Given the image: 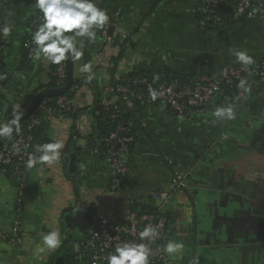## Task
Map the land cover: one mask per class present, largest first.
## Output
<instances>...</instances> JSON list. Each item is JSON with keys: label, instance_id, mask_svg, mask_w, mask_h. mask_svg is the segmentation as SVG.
Instances as JSON below:
<instances>
[{"label": "crops", "instance_id": "1", "mask_svg": "<svg viewBox=\"0 0 264 264\" xmlns=\"http://www.w3.org/2000/svg\"><path fill=\"white\" fill-rule=\"evenodd\" d=\"M237 0H220L230 14ZM109 21L119 18L117 40L106 47L96 31L95 42L85 43L79 61L63 62L72 116L43 118L48 142L62 141L60 158L52 165H37L22 185L0 171V232L14 238L0 241V264H53L70 255L80 240L66 239L63 217L82 209L112 221H122L128 202L150 206L148 194L170 189L172 172L189 174L185 191L164 205L169 225L156 264H264V82L246 79L251 92L238 84L215 96L202 113L189 108L176 115L168 108L141 104L131 110L134 144L126 159L127 173L120 194L109 191L108 168L93 156L89 142L97 136L93 111L105 102L103 89L136 73H168L198 83L203 73L217 74L235 63L230 49L246 50L264 65V25L254 20L224 23L202 29L196 22L199 0H95ZM35 0H0V25H13L0 43V123L11 121L17 105L24 118L48 89L55 65L25 56L24 43L38 19ZM112 32V29H109ZM71 35L72 33H67ZM78 40L80 38H77ZM79 46V45H78ZM68 55V54H66ZM91 62L95 78L89 83L81 65ZM231 91V92H230ZM232 104L234 120L216 119L212 113ZM11 138L0 137V149ZM76 172H69L71 157ZM22 204V235L13 237L16 203ZM154 206V204H153ZM99 209V210H97ZM95 216V215H94ZM59 229L61 246L37 252L41 233ZM84 235V234H83ZM169 241L183 242L181 252L169 256ZM64 259V258H63ZM58 263V262H57ZM60 264V263H58Z\"/></svg>", "mask_w": 264, "mask_h": 264}, {"label": "built area", "instance_id": "2", "mask_svg": "<svg viewBox=\"0 0 264 264\" xmlns=\"http://www.w3.org/2000/svg\"><path fill=\"white\" fill-rule=\"evenodd\" d=\"M199 13L205 14L203 21L198 25L200 28H207L208 24L220 27L224 24L222 14L225 15L229 22H238L240 20H254L264 25V0H237L234 9L230 14H225L222 9L220 0H199ZM39 19V15L37 17ZM2 26V25H0ZM119 27L118 16L109 21L101 31V36L106 47L114 45L117 40V29ZM112 29V32H109ZM36 27H34V31ZM6 37L0 36V43ZM24 49L29 54L34 53L35 46L31 40L24 43ZM54 76L57 78L58 84H62L65 80V70L63 63L55 65ZM258 79L264 82V65L255 67H224L217 74L203 73L198 78V83H183L178 85L176 82L163 83L157 88H153L151 83L146 79L134 81V85L143 89V92L135 93L131 90L129 84L130 79H121L120 85L114 86L110 84L103 89L105 102L101 107L105 109L112 108L113 111L118 109L119 105H123L127 110L131 111L135 106V102L146 105H155L157 107H169L172 113L181 115L186 109H193L196 113H202L212 99L223 93L222 87L226 90L231 89L234 85L239 84L240 80L245 77ZM149 87L156 89L161 93L156 101H152L149 96ZM70 91H73L72 89ZM121 103V104H120ZM45 101L40 103L39 109L45 116H51L54 111L46 109ZM57 107L62 110L72 108L71 101L66 96H59L56 99ZM113 113L111 118H115ZM41 121L32 115L29 116V124L27 130L40 126ZM126 129L122 125H118L115 132L110 134L105 140L108 148V154L102 158L105 166L108 168L109 186L108 189L112 193L120 194L123 179L127 173L126 159L130 154L129 144L133 141L131 137L124 136ZM32 138L29 135L19 134L9 144L0 149V165L11 167V178L17 179L22 185L28 174L33 169H26L25 162L31 154ZM93 156L99 157L97 151H92ZM189 179L188 173L172 172L170 177V189L167 191H155L148 194L149 200L154 204L146 207H140L133 201L128 202L127 210L123 215L122 221H112L106 217L94 214V224L85 230L84 237L72 247L69 257L76 264H107V256L114 252L117 245L123 243H145L148 244L152 252L149 256L150 264H156L152 258V253L160 254L167 226L169 225L168 216L163 212L164 205L171 202L178 192L186 190ZM84 205L76 201L72 209H82ZM16 219L11 227L13 237L22 235V204L17 201ZM152 226L159 233L153 240H140L139 233L145 227ZM0 241L12 243L14 238L0 232ZM160 256V255H159Z\"/></svg>", "mask_w": 264, "mask_h": 264}, {"label": "clouds", "instance_id": "3", "mask_svg": "<svg viewBox=\"0 0 264 264\" xmlns=\"http://www.w3.org/2000/svg\"><path fill=\"white\" fill-rule=\"evenodd\" d=\"M32 7L39 15V24L31 34V42L35 46L32 58L37 61L43 58L51 65H60L69 57L79 61L83 56L81 48L85 39L90 43L95 42L96 31L94 29H103L109 23V15L106 10L98 7L95 0H35ZM12 28L11 22L0 26V36L8 37ZM67 33L72 34L68 35ZM229 51L235 58L234 62L245 66L246 69L255 63L246 50L230 49ZM80 71L87 74L85 79L89 83L95 78L91 62L81 65ZM4 78L0 76V80ZM158 79V76L154 77V80ZM237 87L242 89L244 94L251 92L246 79L242 78ZM160 95L161 93L156 89L149 87V96L153 102ZM22 115L23 113L19 111V105H17L11 121L0 123V137L11 138L14 130L19 132V121ZM212 115L216 118L213 123L236 118L233 105L230 103L223 107L218 106ZM63 147L62 141L37 145L36 152L39 155L30 154L28 156L25 162L26 169H33L37 165L54 164L59 160ZM158 235L159 233L154 227L148 226L139 233V239L151 241ZM40 236L41 244L37 247L38 253L51 252L61 246L62 237L59 229L41 233ZM183 247V242L169 241L165 245L164 251L169 256H173L181 252ZM151 252L148 244L126 242L117 245L114 252L107 256V264H150ZM192 264H199V258H194Z\"/></svg>", "mask_w": 264, "mask_h": 264}, {"label": "trees", "instance_id": "4", "mask_svg": "<svg viewBox=\"0 0 264 264\" xmlns=\"http://www.w3.org/2000/svg\"><path fill=\"white\" fill-rule=\"evenodd\" d=\"M204 17H205V14H203L201 12L198 13L196 16V22L199 24L201 21H203ZM222 21L224 23H230L224 14H222ZM38 24H39V19H36L35 21H33L31 33L27 37L26 41L31 40V34L34 32V27H37ZM216 28H217L216 26H214L212 24H208L206 30L216 29ZM97 31H98V34L101 35L102 29H97ZM2 48H3V46L0 45V66H1V54L3 51ZM24 53H25L26 58H27V56L29 57L30 55H32V54H29L27 52V50H25V49H24ZM54 69H55V66H54ZM156 76L159 77L158 80H154L155 76H152L149 74H145V73H141V72L136 73L130 78L129 86H130L131 90H133L135 93H140V92H143V89L140 88V90H139L138 86L134 85V83H133L134 81L139 80V79L148 80L151 83L153 88H157L161 84L169 83V82H176L178 85H181L183 83L193 84L191 80L180 79L179 77L172 76L168 73H165L163 75H156ZM120 81H121V79L114 82L113 85L114 86L120 85L122 83ZM47 88L52 90L53 93L49 94V95H45V96L41 97L40 99H38V101L35 103L34 107H32L31 112L28 113L27 116L24 118V121H23V123L19 129V132H15L13 138L11 139V141H12L19 134L29 135L32 138L31 147H30L31 154L37 155V156L39 155V153L36 152V146L40 145V144L49 143L46 140V138L44 137V134L42 131L43 118L52 117V116L69 117V116H72L74 113L73 108H70L69 110H65V111L60 110L56 105V99L59 96H66L68 98V100H71V98H72V96L76 90V87H74V88H73V86L66 87L65 80L62 84H58L57 78L54 76V70H53V73H52L51 79H50V83L47 86ZM71 89L73 91H70ZM222 90H223V92L228 93L224 87H222ZM44 101H45V104H44L45 108L49 109L51 111H54V114H52L51 116H45L41 112V110L39 109L40 103H42ZM141 104L142 103H140V102H135L136 107H139ZM154 106H157V104H155ZM113 113L116 115L115 118H111V115ZM93 114H94L96 129H97V136L94 139L90 140L89 146H88L89 150L97 151V153L99 154L101 159L105 158L108 154V148L106 146L105 140L108 139L110 134L115 132L117 126L120 124L126 129V133L133 140L129 144V151L131 152L132 146L134 144L133 128L131 127V125H132L131 123H133V117L131 115V111L127 110V108L124 107L123 105H119L118 109L115 111H113L112 108H110L108 110L103 108V107L96 108V109H94ZM30 115H32L33 117L40 120L41 124L38 127H34L30 130H27L26 128L29 124V116ZM11 170L12 169L10 166H1L0 165V171H2L9 179L17 181V179L11 178ZM63 258L65 261V264H76V262L71 261V257H69L67 255H63ZM53 264H58V263L56 261Z\"/></svg>", "mask_w": 264, "mask_h": 264}, {"label": "water", "instance_id": "5", "mask_svg": "<svg viewBox=\"0 0 264 264\" xmlns=\"http://www.w3.org/2000/svg\"><path fill=\"white\" fill-rule=\"evenodd\" d=\"M244 21V20H240ZM233 68H235L233 66ZM245 79H249V77H245ZM255 80L258 79L257 76L254 77ZM166 108L169 109L167 106ZM124 136H128V134H124ZM76 157H71L70 165H69V172L75 173L76 172ZM95 222L94 214L84 210L79 209L70 214H66L63 217V223L65 228L69 231L66 235V239L69 241H75L77 238L81 239L86 229L91 227ZM57 262L60 264H65V261L62 257L57 258Z\"/></svg>", "mask_w": 264, "mask_h": 264}, {"label": "rangeland", "instance_id": "6", "mask_svg": "<svg viewBox=\"0 0 264 264\" xmlns=\"http://www.w3.org/2000/svg\"><path fill=\"white\" fill-rule=\"evenodd\" d=\"M97 210H99V209H97ZM70 252H71V250H70Z\"/></svg>", "mask_w": 264, "mask_h": 264}]
</instances>
